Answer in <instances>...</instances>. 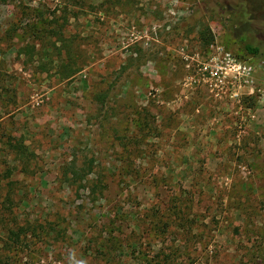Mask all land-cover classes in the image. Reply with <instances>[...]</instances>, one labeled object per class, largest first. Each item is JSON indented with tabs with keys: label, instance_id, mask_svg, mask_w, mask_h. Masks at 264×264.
Masks as SVG:
<instances>
[{
	"label": "rangeland",
	"instance_id": "rangeland-1",
	"mask_svg": "<svg viewBox=\"0 0 264 264\" xmlns=\"http://www.w3.org/2000/svg\"><path fill=\"white\" fill-rule=\"evenodd\" d=\"M0 264H264V0H0Z\"/></svg>",
	"mask_w": 264,
	"mask_h": 264
},
{
	"label": "trees",
	"instance_id": "trees-1",
	"mask_svg": "<svg viewBox=\"0 0 264 264\" xmlns=\"http://www.w3.org/2000/svg\"><path fill=\"white\" fill-rule=\"evenodd\" d=\"M201 35L203 36V32H201ZM244 50L248 53V54H251V55H256L257 53H258V47H256V46H253V45H251V44H246L245 46H244ZM103 95L102 94H98V98L99 99H101V98H103L102 97ZM73 173H74V178H73V180L75 181V180H78V179H80V177H77V172L76 171H73Z\"/></svg>",
	"mask_w": 264,
	"mask_h": 264
}]
</instances>
